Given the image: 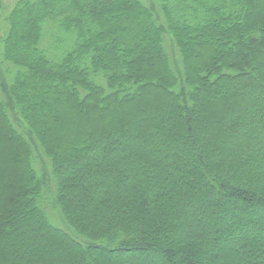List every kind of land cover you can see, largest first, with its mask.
I'll return each instance as SVG.
<instances>
[{"label":"trees","instance_id":"trees-1","mask_svg":"<svg viewBox=\"0 0 264 264\" xmlns=\"http://www.w3.org/2000/svg\"><path fill=\"white\" fill-rule=\"evenodd\" d=\"M4 19L0 264H264V0Z\"/></svg>","mask_w":264,"mask_h":264},{"label":"rangeland","instance_id":"rangeland-1","mask_svg":"<svg viewBox=\"0 0 264 264\" xmlns=\"http://www.w3.org/2000/svg\"><path fill=\"white\" fill-rule=\"evenodd\" d=\"M16 1L17 0H2L3 5H4V9H3V16L0 18V73L3 72V68H6L4 59L2 57V42H1L2 41V37H3V35H4L5 31H6V22H5L4 16H5V13H7V11L14 5V3ZM4 10H5V12H4ZM58 222L61 225V221H58Z\"/></svg>","mask_w":264,"mask_h":264}]
</instances>
